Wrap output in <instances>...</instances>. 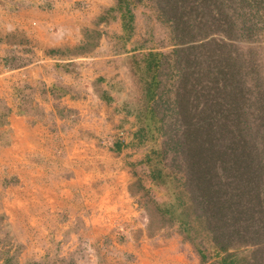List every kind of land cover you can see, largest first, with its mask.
<instances>
[{
  "label": "rangeland",
  "instance_id": "374dc122",
  "mask_svg": "<svg viewBox=\"0 0 264 264\" xmlns=\"http://www.w3.org/2000/svg\"><path fill=\"white\" fill-rule=\"evenodd\" d=\"M17 4L0 0V264H216L182 180L153 155L176 47L153 0H37L43 15L22 20ZM258 44L264 79V32Z\"/></svg>",
  "mask_w": 264,
  "mask_h": 264
},
{
  "label": "trees",
  "instance_id": "16d2710c",
  "mask_svg": "<svg viewBox=\"0 0 264 264\" xmlns=\"http://www.w3.org/2000/svg\"><path fill=\"white\" fill-rule=\"evenodd\" d=\"M153 2L176 44L163 57L174 62L170 116L157 118L163 141L153 155L182 180L192 216L223 255L216 264H264V79L255 66L264 0Z\"/></svg>",
  "mask_w": 264,
  "mask_h": 264
},
{
  "label": "crops",
  "instance_id": "0c3cea01",
  "mask_svg": "<svg viewBox=\"0 0 264 264\" xmlns=\"http://www.w3.org/2000/svg\"><path fill=\"white\" fill-rule=\"evenodd\" d=\"M18 1V8L20 9L19 10V12H17L18 14L15 16L14 15V17H16L17 19H20V20H22V19H24L25 17V15L28 13L29 15H34V16H41V15H43V14H41V12L37 9V7H36V5H34V3H36V1L37 0H17ZM99 1V0H98ZM66 2H68V0H65V3ZM103 2H104V0H103ZM63 3V2H62ZM107 4V3H106ZM112 4H110L109 6H111ZM5 8H7V9H9V8H13V4L12 3H7L6 4V6H4ZM16 7V8H17ZM8 14V15H7ZM19 15V16H18ZM46 15V14H45ZM4 16V17H3ZM9 17H10V13H5V12H3L2 13V17H1V19H2V21H3V25H5L6 27L9 25V23H7V22H9ZM49 18H50V16H49ZM14 19H12L11 21H13ZM14 22V21H13ZM2 23V22H1ZM115 23H117V22H115ZM4 33V32H3ZM2 33V34H3ZM4 35V34H3ZM10 44H12V40H10V39H6L5 40V42H4V44L2 45V46H4V47H6V48H8V46L10 45ZM40 47H41V50H43V46H41L40 45ZM8 50H9V48H8ZM44 69L43 68H35V70L34 69H30V70H28V73H29V75L30 76H32V79L34 80V79H38V77H44ZM105 77V76H104ZM3 84H2V86L0 85V87H2V89L5 87V82H2ZM20 122V124H21V126L23 125V129H19L18 130V132H17V134L19 135V136H21L23 133H25V135H30V130L27 128V123H25V122H21V121H19ZM17 131V130H16ZM23 132V133H22ZM20 133H22V134H20ZM3 155H0V158H1V161H2V158L4 157V156H6V155H9V151L8 150H5L3 153H2ZM5 154V155H4ZM8 157V156H7ZM56 196L58 197V193H56L55 192V197H53V199L52 200H54V201H58L57 199L58 198H56ZM56 207V206H55ZM58 208V207H57Z\"/></svg>",
  "mask_w": 264,
  "mask_h": 264
},
{
  "label": "bare ground",
  "instance_id": "6f19581e",
  "mask_svg": "<svg viewBox=\"0 0 264 264\" xmlns=\"http://www.w3.org/2000/svg\"><path fill=\"white\" fill-rule=\"evenodd\" d=\"M1 53V52H0ZM3 155V154H2ZM5 155V154H4ZM18 158V157H17ZM24 160V159H23ZM23 167V166H22ZM38 168V169H42L44 168V166L42 164H40L39 166L37 164H32V163H28V168L30 170H32L33 168ZM65 168H66V173L68 174L69 173V166L68 164L65 165ZM89 171V170H88ZM84 173V171H83ZM24 179L25 181H29L31 183V180H30V173L27 171L24 172ZM54 181V180H53ZM52 181V182H53ZM82 182V181H81ZM40 186V192H43V194L45 193L48 197L52 198L55 197V189L50 186V185H46V184H43L42 182H39L38 184ZM107 189V188H106ZM109 191V190H108ZM107 191V192H108ZM25 192V191H24ZM67 192V191H66ZM57 198V196H56ZM57 207H61L63 208L64 206L61 204L59 205V202H57ZM26 210V209H25ZM54 210V209H53ZM179 258V257H178ZM147 260V259H146ZM142 264H151L149 261H145V262H142ZM179 264V263H178Z\"/></svg>",
  "mask_w": 264,
  "mask_h": 264
}]
</instances>
